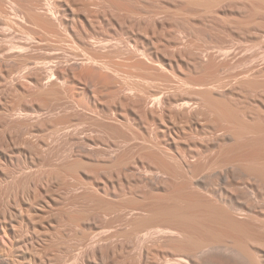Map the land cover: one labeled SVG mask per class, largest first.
I'll return each instance as SVG.
<instances>
[{
	"label": "rangeland",
	"instance_id": "rangeland-1",
	"mask_svg": "<svg viewBox=\"0 0 264 264\" xmlns=\"http://www.w3.org/2000/svg\"><path fill=\"white\" fill-rule=\"evenodd\" d=\"M177 207L264 264V0H0V264H167Z\"/></svg>",
	"mask_w": 264,
	"mask_h": 264
},
{
	"label": "bare ground",
	"instance_id": "bare-ground-1",
	"mask_svg": "<svg viewBox=\"0 0 264 264\" xmlns=\"http://www.w3.org/2000/svg\"><path fill=\"white\" fill-rule=\"evenodd\" d=\"M136 85H134L133 87H135ZM137 86L140 87L139 85ZM215 209L212 207L211 218L209 221L210 237L206 239H203L198 235L192 236L191 233H188V230L186 228V220L189 216L186 215L185 219L182 207H177L176 209H173L171 211H169L168 209L163 210L161 208L152 210L150 212L151 217L157 218L159 219V221H162L160 220L161 218L169 219L171 223L158 224L153 226L152 229L145 234L143 238L144 241L140 238V242H145V240L149 239L148 241H152L153 243L161 242L163 244L172 245L174 246L173 248L178 249L181 252L180 254L175 257L169 256L164 259L167 264H222L224 261V264H236L234 260L223 259L224 256L218 253V239L215 235L217 223ZM190 218L194 222H196L197 220L196 215H191ZM193 230H195L193 232H196V234L197 232H200V229L194 226Z\"/></svg>",
	"mask_w": 264,
	"mask_h": 264
}]
</instances>
